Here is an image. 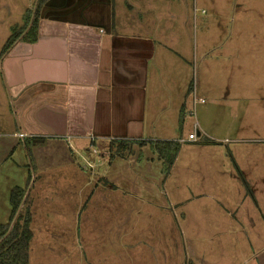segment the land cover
Returning <instances> with one entry per match:
<instances>
[{
    "label": "crops",
    "instance_id": "obj_1",
    "mask_svg": "<svg viewBox=\"0 0 264 264\" xmlns=\"http://www.w3.org/2000/svg\"><path fill=\"white\" fill-rule=\"evenodd\" d=\"M233 5L259 15L263 14L259 9L264 10V0H236ZM26 8L25 0H4V14L15 19L5 29L0 23V48L11 36V27L22 25L23 15L29 11ZM37 16L36 33H26L27 28L0 53V136L16 140L11 128L25 134L17 140L18 153L27 161H20L22 176L26 177V167L30 166L36 172L33 175L56 184L63 176L55 174L66 169L70 176L65 181L79 182L81 193L82 186L87 190L82 195L85 198L62 200L60 210L53 209L55 200L45 197L40 201L36 194L25 196L32 234L28 264L33 263L30 252L37 245L50 250L46 242L50 235L42 233L49 228L42 222L49 221H37L39 216L58 217V211L62 215L58 222L66 227H70L66 225L69 222L103 223L93 228L97 233H115L107 224L116 218L121 221L122 215L129 220L140 217L142 210L136 204L91 198L98 186H89L90 180L80 182L87 170L77 160L89 168L100 166L104 157L113 156L114 149L122 158L138 151L141 160L144 148L150 150L153 160L157 156L151 143L178 141L170 137L178 115L180 119L185 110L191 49L195 54L200 43L191 28L190 0H44ZM202 60L210 71L214 60L205 56ZM201 100L194 94L193 106ZM194 131L198 139L197 124ZM203 134L211 140L208 132ZM187 136L182 143L197 142L187 140ZM4 147L9 150L7 141ZM30 177L28 173V181ZM100 179L103 185L117 186L104 175ZM39 204L44 213L39 212ZM35 223H40L38 235ZM67 231L73 241V232ZM112 237H118L120 243L118 233ZM153 247L94 246L79 254L83 264H170L174 259L189 264L181 256L173 258L169 248ZM51 252L53 262L58 255L74 253L65 243Z\"/></svg>",
    "mask_w": 264,
    "mask_h": 264
},
{
    "label": "rangeland",
    "instance_id": "obj_2",
    "mask_svg": "<svg viewBox=\"0 0 264 264\" xmlns=\"http://www.w3.org/2000/svg\"><path fill=\"white\" fill-rule=\"evenodd\" d=\"M36 1L25 0L26 9L32 12ZM235 1L190 0L191 28L200 43L195 54L191 49L185 110L180 119L178 115L170 139L186 138L194 124L200 136L196 143L180 145L170 171L164 174L162 161L150 159L147 148L142 149L141 160L138 151L122 158L115 149L100 166L89 168L77 160L87 170L80 182L90 180L89 186H98L91 198L136 204L142 210L140 217L129 220L122 215L121 221L116 218L107 224L115 233H97L93 228L103 223L69 222L66 225L70 227H66L58 222L62 216L58 211V217L39 216L37 221H49L42 222L49 227L42 233L50 235L46 240L50 250L37 245L30 252L32 264H83L79 252L94 246L166 247L173 258L181 256L189 264H264V10L259 9L262 15L254 10L245 12L233 5ZM14 19L4 14V0H0L4 29ZM203 56L214 60L210 71ZM194 94L204 102L193 106ZM190 110L193 115L188 114ZM11 131L18 132L15 128ZM203 132L216 144L200 147ZM10 139L14 142L0 136V225L9 220L13 187L25 189L28 197L36 194L40 201L45 197L55 200L56 210L64 199L85 198L82 195L87 187L82 186L81 193L79 182L65 181L70 176L66 169L55 174L63 176L56 184L33 175L36 172L30 166H25L26 177L22 176L20 161L27 162L18 153L22 138ZM6 141L9 150L4 147ZM102 175L117 186L103 185ZM38 207L39 212L46 211L40 204ZM150 211L152 215L147 214ZM39 224H33L36 235ZM68 228L75 236L73 241ZM51 232H55L52 238ZM117 233L120 243L118 237H112ZM64 243L74 253L58 255L53 262L52 248H63ZM170 264L180 263L174 259Z\"/></svg>",
    "mask_w": 264,
    "mask_h": 264
},
{
    "label": "trees",
    "instance_id": "obj_3",
    "mask_svg": "<svg viewBox=\"0 0 264 264\" xmlns=\"http://www.w3.org/2000/svg\"><path fill=\"white\" fill-rule=\"evenodd\" d=\"M44 0H37L34 10L23 15L21 26L11 27V36L5 42L2 53L28 28L26 33L34 35L37 31V15L39 5ZM204 144H216L212 140H202ZM178 141L160 140L151 143V149L157 158L162 161L163 173L167 174L180 149ZM27 146V143H26ZM25 189L13 187L9 194L10 215L6 224L0 225V264H28V248L31 239L30 214L25 204Z\"/></svg>",
    "mask_w": 264,
    "mask_h": 264
},
{
    "label": "built area",
    "instance_id": "obj_4",
    "mask_svg": "<svg viewBox=\"0 0 264 264\" xmlns=\"http://www.w3.org/2000/svg\"><path fill=\"white\" fill-rule=\"evenodd\" d=\"M201 102H203V100H201ZM18 138H23L24 136H25V134H23V133H21V132H18V133H16L15 134ZM197 139V136H196V132L194 131V132H192V133H190V134H188V136H187V140H196ZM178 142L179 143H182V142H184V139L183 138H181V139H179L178 140Z\"/></svg>",
    "mask_w": 264,
    "mask_h": 264
}]
</instances>
